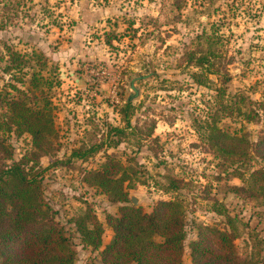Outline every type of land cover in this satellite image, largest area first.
Instances as JSON below:
<instances>
[{
	"label": "rangeland",
	"instance_id": "rangeland-1",
	"mask_svg": "<svg viewBox=\"0 0 264 264\" xmlns=\"http://www.w3.org/2000/svg\"><path fill=\"white\" fill-rule=\"evenodd\" d=\"M3 1L1 95L15 93L8 82L21 87L4 70L9 50L34 64L45 60L41 87L53 126L38 149L29 133L4 132L1 162L28 159L35 166L43 200L76 252L74 264H105L100 252L113 236L106 218L120 206L151 212L171 199L184 211L181 264H191L197 226L224 229V213L238 219L236 254L264 264V204L227 190L242 185L236 172L264 167L254 148L264 136V0ZM202 54L209 55L200 66L188 59ZM128 99L129 124L120 111ZM213 120L249 141L246 157L211 146ZM93 147L82 158L72 155ZM109 157L131 175L128 202H110L92 179L84 181ZM83 214L89 227H102L97 249L73 226Z\"/></svg>",
	"mask_w": 264,
	"mask_h": 264
},
{
	"label": "trees",
	"instance_id": "trees-1",
	"mask_svg": "<svg viewBox=\"0 0 264 264\" xmlns=\"http://www.w3.org/2000/svg\"><path fill=\"white\" fill-rule=\"evenodd\" d=\"M3 1V5L7 4ZM209 54L216 56L212 51ZM208 54V55H209ZM208 55L202 54L188 59L200 66L208 61ZM35 56H41L35 53ZM8 51V61L4 70L16 78L21 87L13 83L7 85L15 93L0 92V153H7L3 133L15 131L31 135L32 146L36 149L48 144L52 133L53 120L50 101L42 85L46 77L41 73L45 60ZM28 71H24V68ZM37 68V69H36ZM196 74V73H194ZM197 82H202L198 79ZM223 93V92H220ZM221 95V94H220ZM264 97V95H263ZM43 101V103H42ZM222 101L216 99V103ZM259 104L264 105V98ZM228 105L224 108L227 109ZM131 100H127L120 110L123 119L129 124ZM209 127L208 141L219 153L246 157L249 141L240 135L222 130L212 121ZM113 130L120 131L118 127ZM244 143L241 145V143ZM264 136L254 145L257 155L264 162ZM90 150L75 149L72 155L82 158ZM0 156V264H74L76 252L63 227L54 221L53 210L43 200L42 190L35 166L28 165L29 160L1 162ZM118 160L108 158L100 170L88 173L84 181L92 179L108 197L110 202H128L125 182L131 175ZM236 172V171H235ZM236 176L242 185H228L227 190L244 194L258 204H264V167L238 171ZM173 187L176 181L171 180ZM226 228L200 224L197 226L196 239L190 247L191 264H258L252 257L241 258L236 254L233 240L240 234L238 219L224 213ZM184 211L180 200H159L151 212L140 207L123 205L117 216L107 215V224L113 230L110 242L101 250V261L105 264H181L184 233ZM87 214L73 220V226L79 233L84 245L97 249L101 242L102 227L97 224L89 227Z\"/></svg>",
	"mask_w": 264,
	"mask_h": 264
},
{
	"label": "water",
	"instance_id": "water-1",
	"mask_svg": "<svg viewBox=\"0 0 264 264\" xmlns=\"http://www.w3.org/2000/svg\"><path fill=\"white\" fill-rule=\"evenodd\" d=\"M130 199L133 201L134 204H136L137 202L136 197H134L133 195H130Z\"/></svg>",
	"mask_w": 264,
	"mask_h": 264
}]
</instances>
